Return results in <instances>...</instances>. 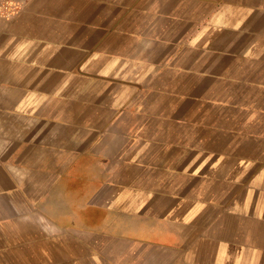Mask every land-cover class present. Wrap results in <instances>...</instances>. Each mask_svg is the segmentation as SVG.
<instances>
[{"label":"crops","instance_id":"obj_1","mask_svg":"<svg viewBox=\"0 0 264 264\" xmlns=\"http://www.w3.org/2000/svg\"><path fill=\"white\" fill-rule=\"evenodd\" d=\"M19 6L0 264H264V0Z\"/></svg>","mask_w":264,"mask_h":264},{"label":"built area","instance_id":"obj_2","mask_svg":"<svg viewBox=\"0 0 264 264\" xmlns=\"http://www.w3.org/2000/svg\"><path fill=\"white\" fill-rule=\"evenodd\" d=\"M21 0H0V24L14 17L20 8Z\"/></svg>","mask_w":264,"mask_h":264},{"label":"rangeland","instance_id":"obj_3","mask_svg":"<svg viewBox=\"0 0 264 264\" xmlns=\"http://www.w3.org/2000/svg\"><path fill=\"white\" fill-rule=\"evenodd\" d=\"M16 15H17V14H16ZM16 15H15L14 17L10 18L9 22H11L12 20H14L15 17H16Z\"/></svg>","mask_w":264,"mask_h":264}]
</instances>
